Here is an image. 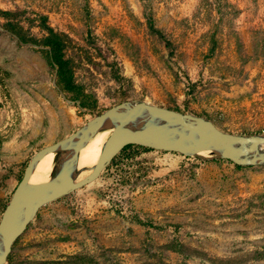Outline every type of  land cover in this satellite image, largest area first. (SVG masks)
<instances>
[{
    "label": "rangeland",
    "instance_id": "1",
    "mask_svg": "<svg viewBox=\"0 0 264 264\" xmlns=\"http://www.w3.org/2000/svg\"><path fill=\"white\" fill-rule=\"evenodd\" d=\"M127 100L264 133V0H0V219L38 150ZM6 264H264V165L132 145Z\"/></svg>",
    "mask_w": 264,
    "mask_h": 264
},
{
    "label": "water",
    "instance_id": "2",
    "mask_svg": "<svg viewBox=\"0 0 264 264\" xmlns=\"http://www.w3.org/2000/svg\"><path fill=\"white\" fill-rule=\"evenodd\" d=\"M95 130H112V133L99 162L90 174L79 180L82 173L78 168L79 152ZM129 145L185 156L226 159L239 166L264 165V133H233L204 116L146 100L123 101L32 156L0 219V264L8 262L15 243L44 206L96 180ZM203 148L209 149L212 156H201L198 150ZM49 151L58 155L50 181L43 185L29 184L37 162Z\"/></svg>",
    "mask_w": 264,
    "mask_h": 264
},
{
    "label": "bare ground",
    "instance_id": "3",
    "mask_svg": "<svg viewBox=\"0 0 264 264\" xmlns=\"http://www.w3.org/2000/svg\"><path fill=\"white\" fill-rule=\"evenodd\" d=\"M111 133L112 130H95L91 133L88 142L81 148L79 152L78 168L80 171H82L81 175L79 176V180L90 174L92 167L99 162L103 148L111 136ZM50 144H53V142L45 146ZM198 153L204 157L212 156L211 151L205 148L198 150ZM57 156V153L54 151L45 153L37 162L35 169L31 173L29 177V184H47L51 179Z\"/></svg>",
    "mask_w": 264,
    "mask_h": 264
},
{
    "label": "trees",
    "instance_id": "4",
    "mask_svg": "<svg viewBox=\"0 0 264 264\" xmlns=\"http://www.w3.org/2000/svg\"><path fill=\"white\" fill-rule=\"evenodd\" d=\"M49 45H52L54 48H55V61L59 63V65L61 64V54H59V52L61 50H56L58 46L61 45L60 41L58 40V37L57 36H53L51 37L48 42H47ZM60 75L61 77H63L64 79H67L68 77V72H66V70L64 69V66L62 65L61 69H60ZM132 145H129L127 147H125L124 149L128 148V147H131ZM138 146V145H137Z\"/></svg>",
    "mask_w": 264,
    "mask_h": 264
}]
</instances>
